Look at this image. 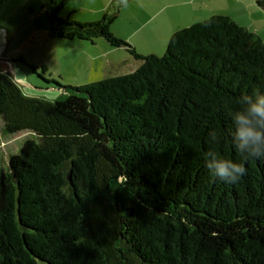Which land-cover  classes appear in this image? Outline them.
Segmentation results:
<instances>
[{"label":"trees","instance_id":"obj_1","mask_svg":"<svg viewBox=\"0 0 264 264\" xmlns=\"http://www.w3.org/2000/svg\"><path fill=\"white\" fill-rule=\"evenodd\" d=\"M68 1L48 5L51 36L141 65L61 95L46 67L40 96L0 74L6 131L32 133L0 169V264H264V158L243 159L228 115L264 94L262 39L215 15L144 57L111 30L120 5L79 23L58 15ZM209 151L243 164L238 182L210 175Z\"/></svg>","mask_w":264,"mask_h":264},{"label":"crops","instance_id":"obj_2","mask_svg":"<svg viewBox=\"0 0 264 264\" xmlns=\"http://www.w3.org/2000/svg\"><path fill=\"white\" fill-rule=\"evenodd\" d=\"M50 1L0 0V74L10 77L23 90H28L25 93L30 96H40L44 93L36 91L38 88L34 86L38 84H35L26 70L31 69L30 66L49 68L50 60L55 55L54 47L58 38L49 33L47 13ZM241 1L246 3V0ZM113 4L120 7L111 26L112 32L144 57H160L158 53L166 52L169 39L177 31V21L174 22L173 18L167 15L168 11L175 7L188 4L193 6V11L198 10L199 14H211L209 18L226 15L223 12L226 10L222 7L223 0H180L178 3L172 0H69L58 15L67 16L71 21L79 23L97 22ZM157 25L167 29L161 34L159 30L154 29ZM108 48L109 50L104 51L106 56L115 50L120 51L109 45ZM106 65L113 71L108 73L113 74L109 77L121 76L118 72L123 63L108 60ZM32 73L35 74L33 71ZM0 130L5 136L12 138L19 134H9L2 118ZM12 141L13 139L10 140ZM8 144L0 146V149L11 146Z\"/></svg>","mask_w":264,"mask_h":264},{"label":"rangeland","instance_id":"obj_3","mask_svg":"<svg viewBox=\"0 0 264 264\" xmlns=\"http://www.w3.org/2000/svg\"><path fill=\"white\" fill-rule=\"evenodd\" d=\"M179 1L172 0V2L176 3ZM222 7L226 9L223 12L227 16L231 17L250 32L258 35L264 42V10L259 8L255 1L246 0L245 3L241 0H223ZM192 8L193 6L185 4L183 7H175L172 11H168L167 15L172 17L174 22L177 21L178 25L175 24L177 30L188 28L196 24V22H201V20L204 21L203 19H208L211 15L199 14L200 12L197 13L198 10L193 11ZM61 18H67V16ZM154 29L155 31L159 30L162 34L167 28L157 25ZM106 49L109 50L107 43L103 39H98L94 43H91L88 41L58 38L54 47L55 55L50 60L51 64L44 74L46 78L57 83L51 85L54 88L52 92L59 95L66 94L60 88H84L113 75H108V73H113L111 68L106 65L108 60H116L123 63L119 70L120 72H118L120 75L130 74L136 71L141 65V62L136 61L123 49L110 52L111 54L108 56L104 52ZM165 53H158V55L162 57ZM26 71L35 84L37 83L39 85L34 86L38 88L36 90L38 93H41V89L48 87L42 78L38 76L44 73L41 66L37 68L36 74H33L31 69H27ZM24 91L28 90L24 89ZM31 136V132L25 131L14 135L12 138L5 136L0 130V146L4 147L8 144L4 142H9L8 145H11L6 149H0V169H7L10 157L19 153L24 142ZM11 139H13L12 142H10Z\"/></svg>","mask_w":264,"mask_h":264},{"label":"clouds","instance_id":"obj_4","mask_svg":"<svg viewBox=\"0 0 264 264\" xmlns=\"http://www.w3.org/2000/svg\"><path fill=\"white\" fill-rule=\"evenodd\" d=\"M240 109L229 112L233 125L231 139L243 159L264 158V94L253 93L240 99ZM210 143H217L216 131L209 133ZM204 163L210 175L225 182L236 183L245 173L242 163L225 160L216 152L204 154Z\"/></svg>","mask_w":264,"mask_h":264}]
</instances>
